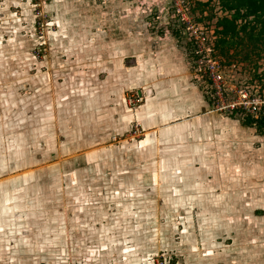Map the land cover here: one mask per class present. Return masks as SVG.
<instances>
[{"label":"rangeland","instance_id":"374dc122","mask_svg":"<svg viewBox=\"0 0 264 264\" xmlns=\"http://www.w3.org/2000/svg\"><path fill=\"white\" fill-rule=\"evenodd\" d=\"M1 3L0 264H264V40L215 49L224 0Z\"/></svg>","mask_w":264,"mask_h":264},{"label":"trees","instance_id":"16d2710c","mask_svg":"<svg viewBox=\"0 0 264 264\" xmlns=\"http://www.w3.org/2000/svg\"><path fill=\"white\" fill-rule=\"evenodd\" d=\"M224 4L232 14L217 22L219 30L215 49L223 53L225 49L237 46L241 43V33L251 41L264 40V0H224ZM250 121L254 122L253 119ZM255 124H264V116L255 119Z\"/></svg>","mask_w":264,"mask_h":264},{"label":"built area","instance_id":"2783aa9c","mask_svg":"<svg viewBox=\"0 0 264 264\" xmlns=\"http://www.w3.org/2000/svg\"><path fill=\"white\" fill-rule=\"evenodd\" d=\"M243 102H242V104H243V106H242V108H244V109H248L247 108V104L249 103V101H247V95H243ZM257 105V112H260V111H263L264 112V101H263V105H262V103H258V101H256V103H254V106L253 107H255Z\"/></svg>","mask_w":264,"mask_h":264},{"label":"crops","instance_id":"0c3cea01","mask_svg":"<svg viewBox=\"0 0 264 264\" xmlns=\"http://www.w3.org/2000/svg\"><path fill=\"white\" fill-rule=\"evenodd\" d=\"M5 3V2H4ZM4 3H1V0H0V16H2L3 15V13L5 12V9H4ZM16 3H18V1L16 2ZM6 23V21L4 22V25L6 26L7 24H5ZM127 70H129V69H127ZM132 70H134V69H132ZM189 112H187V114H188ZM0 216H1V213H0Z\"/></svg>","mask_w":264,"mask_h":264}]
</instances>
